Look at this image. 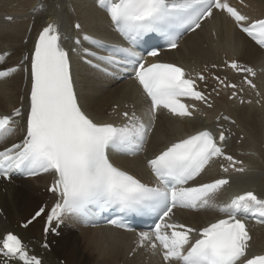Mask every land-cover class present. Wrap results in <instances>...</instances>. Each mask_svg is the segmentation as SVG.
<instances>
[{
	"label": "snow or ice",
	"instance_id": "1",
	"mask_svg": "<svg viewBox=\"0 0 264 264\" xmlns=\"http://www.w3.org/2000/svg\"><path fill=\"white\" fill-rule=\"evenodd\" d=\"M239 2L243 5L244 0ZM95 6L104 11L127 46H113L102 54L93 50L102 46L101 42L85 34L82 38L77 35L74 46L66 48L61 41L69 37H62L60 23L53 19L39 30L32 49L19 64L6 66L9 53H0V80L22 70L27 81V104L21 96L19 107L0 114V141L8 140L20 121L24 122L18 142L0 144V178L42 173L52 177L47 190L53 203L39 207L19 226L28 229L44 218L47 238L59 235L66 219L93 227L104 219L108 225L135 233L131 254L143 249L158 256L160 264H264V253L251 250L247 225L249 219L264 224V198L248 190L218 202L230 184V173L246 171L243 161L225 151L229 129L219 124L218 132L196 128L164 146L146 161L153 177L150 183L117 166L109 156L110 149L131 155L142 150L160 113L192 118L199 111L197 102L211 109V93L219 96L221 88L233 90L229 100L246 102L239 96L242 88L227 77L210 73L207 66L202 71H188L161 60L162 48L154 43L155 37L162 38L168 49H176L185 33L195 32L202 21L223 14L235 29L264 48V18H251L229 0H95ZM74 28L79 33L82 26L76 23ZM82 41L91 47H84ZM141 46L144 54L137 51ZM81 52L88 57L84 62L98 72L112 77L125 73L136 82L144 105L140 114L135 108L123 111L124 122L116 125L88 111L77 91L71 58ZM224 64L245 74L243 82L256 87L249 78L256 76L252 67L236 60ZM210 78L217 86L206 93ZM221 118L230 120L227 115L216 119ZM214 163L229 175L205 181L203 174ZM176 208L212 210L222 216L193 226L174 219ZM105 212L113 215L101 216ZM131 216L151 217L152 224L147 230L136 231L127 223ZM42 246L48 249L50 245L46 241ZM0 264L43 262L18 233L6 229L0 232Z\"/></svg>",
	"mask_w": 264,
	"mask_h": 264
},
{
	"label": "bare ground",
	"instance_id": "2",
	"mask_svg": "<svg viewBox=\"0 0 264 264\" xmlns=\"http://www.w3.org/2000/svg\"><path fill=\"white\" fill-rule=\"evenodd\" d=\"M255 10L254 16L264 17V0H249ZM43 4L46 7V15L39 14L34 21V30L44 23V20L63 17L73 24L75 20H81L84 30L99 37H106L110 32L105 24L106 18L95 9L91 0H0V14L4 16H27L29 11L35 6ZM71 4L75 13L71 14L66 5ZM59 6V7H58ZM16 19L12 23H6L0 17V52L5 50H15L10 58L13 65L18 61L13 59L23 53L28 45L22 43L28 33V28L32 22V17L26 19ZM225 31L220 32L219 41H213L209 31L203 29L201 32L189 37L182 49H178L170 56L176 60H184L186 56L192 59H199L202 62L209 60V53L215 50H223L230 55L239 56L244 62L262 69L259 86L264 97V54L254 47L248 40L235 33L229 23L224 22ZM217 44L215 50L211 49ZM208 47L206 49L205 47ZM76 77L82 102L88 111L97 117L103 116L107 110H113L115 105L125 101L138 100V91L130 83L116 85L110 82L99 80L91 72L76 67ZM108 79V78H107ZM22 76L2 82L0 85V111L12 110L17 107L22 95ZM218 113L225 112L234 116L237 120L240 131L246 139L242 144L243 149L247 150L244 160L252 170V174L247 177L250 184L258 193L264 196V104L261 109L255 107L232 106L226 99H220L218 103ZM167 121L160 118L159 125L151 139L149 148L153 151L171 139V135H164V124ZM176 123V122H175ZM177 124V123H176ZM184 125V124H183ZM187 127V125H184ZM234 152L240 149L232 147ZM135 165H141L140 159L134 161ZM123 166L132 169L130 162H123ZM44 179L21 181L18 186L6 187V194L0 192V202L7 215L5 225L9 223L10 229L15 230L16 221L24 222L29 219L35 210L45 201V196L40 194ZM211 219L216 215L207 214ZM203 218L201 214L197 218ZM8 228V227H7ZM42 222H36L26 231L20 230L25 241L34 243L31 238L42 241ZM264 239V227L261 229ZM56 246L52 247L51 252H45V264H61L60 260L65 259L66 264H141L137 257L129 259L130 250L127 244V237L119 232L105 229L83 230L77 234L71 229H66L63 235L56 239ZM64 260V261H65Z\"/></svg>",
	"mask_w": 264,
	"mask_h": 264
},
{
	"label": "rangeland",
	"instance_id": "3",
	"mask_svg": "<svg viewBox=\"0 0 264 264\" xmlns=\"http://www.w3.org/2000/svg\"><path fill=\"white\" fill-rule=\"evenodd\" d=\"M263 149H264V146H263ZM3 194H4V192H2ZM40 193H41V191H40ZM62 260H65V259H62ZM65 262H66V260H65ZM62 264V263H61ZM66 264V263H65Z\"/></svg>",
	"mask_w": 264,
	"mask_h": 264
}]
</instances>
